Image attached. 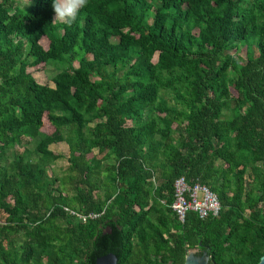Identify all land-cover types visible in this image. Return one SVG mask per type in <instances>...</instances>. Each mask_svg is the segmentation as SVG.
<instances>
[{
    "label": "trees",
    "instance_id": "1",
    "mask_svg": "<svg viewBox=\"0 0 264 264\" xmlns=\"http://www.w3.org/2000/svg\"><path fill=\"white\" fill-rule=\"evenodd\" d=\"M26 2L0 0V264H184L192 250L257 264L264 0H89L70 26L52 23V0ZM180 176L217 216L177 222Z\"/></svg>",
    "mask_w": 264,
    "mask_h": 264
},
{
    "label": "built area",
    "instance_id": "2",
    "mask_svg": "<svg viewBox=\"0 0 264 264\" xmlns=\"http://www.w3.org/2000/svg\"><path fill=\"white\" fill-rule=\"evenodd\" d=\"M169 209L178 223H182L187 212L194 213L199 220L215 217L219 213L217 198L206 187L197 182H187L184 177H177L172 183V199ZM80 222L95 218V215L77 216ZM4 214L0 213V225Z\"/></svg>",
    "mask_w": 264,
    "mask_h": 264
},
{
    "label": "rangeland",
    "instance_id": "3",
    "mask_svg": "<svg viewBox=\"0 0 264 264\" xmlns=\"http://www.w3.org/2000/svg\"><path fill=\"white\" fill-rule=\"evenodd\" d=\"M21 2H23V0H20ZM39 45L45 49L46 48V45H47V41L42 38L40 41H39ZM234 54V51H229L227 52V55H233ZM244 49L243 48H240V50L236 53V63L240 64V61H242L244 59ZM254 56H256V53L254 52ZM87 58H89V56H87ZM156 60V55H154L152 57V62H155ZM73 66H77L76 63L74 62L73 63ZM27 72H29L31 74V76L34 78V80L40 84V85H47V86H51V83L48 81V78L46 77L47 74L50 75V72H47V71H43V70H33L32 68H28L27 69ZM85 78L87 79H90V80H93L95 81V79L91 76H86L85 75ZM230 93L232 94V96H234V92L232 91V89H230ZM47 126L46 124H44V127ZM49 150L53 151L54 153L58 154V155H61L62 156V160H59L58 162H56L54 165H52V168L54 171H58L62 168L65 167V157L67 155V152H66V149L64 147V145L62 143L60 144H56V145H52L49 147ZM48 174V172H47ZM195 256H199L198 254H196L195 251L192 252Z\"/></svg>",
    "mask_w": 264,
    "mask_h": 264
},
{
    "label": "clouds",
    "instance_id": "4",
    "mask_svg": "<svg viewBox=\"0 0 264 264\" xmlns=\"http://www.w3.org/2000/svg\"><path fill=\"white\" fill-rule=\"evenodd\" d=\"M30 2L31 0H27L25 5H30ZM88 2L89 0H52L54 12L52 23L70 26L75 22L80 10L88 6Z\"/></svg>",
    "mask_w": 264,
    "mask_h": 264
},
{
    "label": "water",
    "instance_id": "5",
    "mask_svg": "<svg viewBox=\"0 0 264 264\" xmlns=\"http://www.w3.org/2000/svg\"><path fill=\"white\" fill-rule=\"evenodd\" d=\"M189 251L184 259V264H206L207 258L204 253L200 254L198 257ZM116 258L112 254H106L95 260L94 264H115ZM257 264H264V254L260 258Z\"/></svg>",
    "mask_w": 264,
    "mask_h": 264
},
{
    "label": "crops",
    "instance_id": "6",
    "mask_svg": "<svg viewBox=\"0 0 264 264\" xmlns=\"http://www.w3.org/2000/svg\"><path fill=\"white\" fill-rule=\"evenodd\" d=\"M41 131L43 132V133H46V134H49L50 133V129H49V127L48 126H43L42 128H41ZM60 143H62V142H57V143H53V144H51L50 146H52V145H56V144H60ZM63 145H64V147H65V149H66V152H67V148H66V146H65V144L64 143H62ZM49 146V147H50ZM49 147H48V149H49ZM51 151V150H50ZM51 152H53V151H51ZM54 153V152H53ZM56 154V153H55ZM66 157H67V155H66ZM65 157V158H66Z\"/></svg>",
    "mask_w": 264,
    "mask_h": 264
}]
</instances>
